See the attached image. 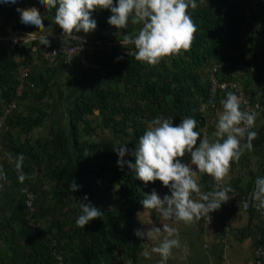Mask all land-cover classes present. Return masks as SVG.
Instances as JSON below:
<instances>
[{"label": "trees", "instance_id": "trees-1", "mask_svg": "<svg viewBox=\"0 0 264 264\" xmlns=\"http://www.w3.org/2000/svg\"><path fill=\"white\" fill-rule=\"evenodd\" d=\"M13 11L14 0H0V23ZM54 11L49 10L52 16ZM189 11L197 28L188 49L148 64L135 58L133 44L120 42L121 73L92 75L88 89H82L65 110L67 126L53 120L46 135L34 131L52 119L54 106L63 101L62 90L53 92L51 85L57 71L71 62H64L61 54L56 63H48L41 50L68 48L77 40L50 45H41L38 39L1 42L0 116L12 102L15 108L0 125V168L8 177L0 186V264H138L142 238L134 229L139 201L145 192L155 188L164 194L167 187L159 180L145 183L136 178L127 164L118 166L117 153H103L95 138L109 130L127 138L125 143L134 150L137 138L160 115L175 116L174 124L195 116L197 130L213 133L220 101L229 89L212 96V76L218 82L241 83L244 99L260 105L264 118V46H255L264 31V0H197ZM92 15L97 27L87 34L81 30V38L92 41V32L119 31L107 22L109 9H95ZM24 70L28 74L21 79ZM263 141L264 133L257 134L252 145ZM19 153L25 157L23 181L15 167ZM124 159L134 162L135 157L130 151ZM182 159L190 161V156ZM73 178L82 188L71 193L68 185ZM203 180L213 188L217 183L209 174ZM255 180L235 186L226 203L246 212L249 220H258V247L264 239V209L251 199L248 209L242 210V198H248ZM84 193L102 214L82 228L75 223L81 211L75 200ZM104 200H112L114 206L101 204ZM238 233L242 237L244 230Z\"/></svg>", "mask_w": 264, "mask_h": 264}, {"label": "clouds", "instance_id": "clouds-1", "mask_svg": "<svg viewBox=\"0 0 264 264\" xmlns=\"http://www.w3.org/2000/svg\"><path fill=\"white\" fill-rule=\"evenodd\" d=\"M35 2L42 9H55L52 20L60 26L65 39L81 41L79 49L86 40V36L82 39L78 35L81 30L87 34L97 27L93 10L109 9L111 15L107 22L117 30L128 29L122 33L123 41L120 42L133 44L135 58L148 64H156L162 57L180 54L182 49H188L197 28L189 11L197 6V0ZM18 3L20 0H16V4ZM17 15L22 27L33 29L27 36L39 39L41 45L51 44V31H48L51 27L44 24L37 10L18 9ZM122 58L116 57L118 60ZM220 104L222 108L217 110L215 130L211 137L197 130L198 121L195 116H185L179 123L174 124L175 116L160 115L154 117L150 126L137 138L134 150H130L125 142L113 143V150L118 155V166L127 164L135 170L136 178L145 183L159 180L162 186L168 188V192L162 196L155 188L145 192L139 201L143 211L138 210L137 216L147 212L151 217L154 212L159 214L160 223L141 222L151 224V227L134 229L136 236L157 242L152 245L151 251L145 249L143 252L146 257H150L152 253L159 254L157 264H167L173 249L181 244L178 228L173 226L174 223H190L201 218L210 222L212 213L231 198L229 193L233 191L232 186L221 184V181L229 173L231 163L239 160L246 149L253 147L252 140L257 136L255 128L258 112L243 110L240 107L241 98L235 91H228ZM130 151L135 157L134 162L124 159L125 154ZM185 156H190V161L182 159ZM24 158L23 153L14 157L20 181L26 178L22 167ZM203 174H209L217 181L212 191L201 190L198 177ZM7 178L4 169L0 168V186ZM68 187L73 193L82 188V185L73 178ZM250 196L256 201L255 206L258 209H264V175L256 178ZM75 201L81 210L75 220L78 226L84 228L92 218L101 216V208L92 204L88 193Z\"/></svg>", "mask_w": 264, "mask_h": 264}, {"label": "crops", "instance_id": "crops-1", "mask_svg": "<svg viewBox=\"0 0 264 264\" xmlns=\"http://www.w3.org/2000/svg\"><path fill=\"white\" fill-rule=\"evenodd\" d=\"M20 2L23 4L25 11L37 10L43 18L44 24L51 27L48 29V31H51L49 36L51 42L67 40L62 35V29L52 20L53 16L47 9L40 8L35 0H20ZM18 4L14 0L13 16L4 18L6 21L13 20ZM4 19L1 21H5ZM6 21L2 22V24L0 23V35L9 36L0 38V54L4 47L1 42L18 40L26 43L33 40L31 36H27L33 29L24 28L21 24H18L16 29L12 30L8 27V22ZM127 31L128 29H121L116 34L92 32L90 35L92 41L86 38L94 44L92 63L95 66L84 69L78 63L72 61L57 71L51 88L53 92L60 88L64 98L60 104L54 106L53 114L57 111L60 116L63 108L64 110L70 108L79 92L82 89H88L92 75L103 74L105 71L121 73V59L118 60L116 57L121 56L118 45L120 40L123 41L122 33ZM257 114L255 130L259 135L264 133V118L262 114ZM53 117L52 120H60V117L55 119ZM207 136L211 137L212 133L207 134ZM203 175L198 177V182H201V190L212 191L213 183L208 182L207 186L203 180ZM262 175H264V141L253 144L250 150L246 149L242 153L239 160L233 161L229 173L223 178L221 184H230L233 189L237 185L242 187L246 184H253L254 180ZM250 193L248 194L249 200H251ZM160 194L162 196V193ZM196 198L199 197L196 196ZM232 206L226 202L223 203L220 209L212 213L210 222L206 218H201L199 221L190 223H174L173 226L178 228L181 244L173 249L167 264H244L250 260L253 250L256 248L255 226L258 220H249L246 212L236 209L234 204ZM138 210L143 211V206L140 205L135 213L137 228L151 227V224L143 223H160L159 214L153 212L150 217L145 212L140 213L138 217ZM242 229L244 230V235L239 237L238 231ZM155 243L157 242L147 240L146 237L142 238V251L138 257V264H157L159 254L152 253L150 257L143 255L144 250L148 249L151 251V247Z\"/></svg>", "mask_w": 264, "mask_h": 264}, {"label": "built area", "instance_id": "built-area-1", "mask_svg": "<svg viewBox=\"0 0 264 264\" xmlns=\"http://www.w3.org/2000/svg\"><path fill=\"white\" fill-rule=\"evenodd\" d=\"M223 12L225 10H222ZM83 39V38H82ZM63 40L62 42H64ZM81 41L77 40L76 44H73L69 46L68 48H62V47H54L51 49L47 48H42L41 50V55L43 56V59L48 62V63H56L58 60V57L63 54L64 55V62L69 63L71 61H76L79 63L83 68H91L94 66V64L91 62L92 61V56H93V49H94V44L89 41V40H84L83 41V47L79 49V43ZM79 49V50H78ZM214 69L211 71V76L214 73ZM28 72L27 70H24L21 73L20 78H25L27 76ZM211 89H210V94L214 96L217 92V90H226L229 89V91H235L241 98V105L243 106V110L245 111H254V112H261V107L258 104L251 105L249 104L243 97L241 93V89L238 84L232 83V82H218L214 77H211ZM21 89V88H20ZM15 108V103L9 104L5 109L3 114L0 116V125L4 121V119L10 114V112ZM205 108L204 106L202 109ZM165 192H168V188L165 190ZM164 192V193H165ZM29 201H28V206H30V201H31V195H28ZM228 202V201H227ZM249 207V198H242V210L246 211ZM264 257V239L261 243L260 246L256 247L253 250L252 256L250 260H248L244 264H262V259ZM241 264V263H238Z\"/></svg>", "mask_w": 264, "mask_h": 264}, {"label": "rangeland", "instance_id": "rangeland-1", "mask_svg": "<svg viewBox=\"0 0 264 264\" xmlns=\"http://www.w3.org/2000/svg\"><path fill=\"white\" fill-rule=\"evenodd\" d=\"M20 9V10H23L25 11L24 9V6L23 4L20 2L15 10V16L13 18V20L11 21H6L8 22V27L12 30L16 29V27L18 26V24H20V19H19V16L17 15V10ZM3 21V23L5 22ZM13 43H15V41H12ZM256 48L257 49H260L264 46V31H261L258 35V40L255 44ZM4 48V47H3ZM241 84V83H240ZM238 83V85H240ZM241 87V86H240ZM67 109V108H66ZM64 108L61 110V115L59 116V113H57V111L55 112L54 114V119L55 118H59L60 117V124L65 128L67 126V116L64 114ZM259 114H262V112H258ZM53 120L51 119H48L44 122V125L42 128L40 129H36L34 131V135H37V134H42V135H46L48 134V131H49V128H50V124ZM109 131V130H108ZM107 130L103 131L101 136L99 137H96L95 138V141L98 142V144L100 145L103 153H109V152H115L113 150V143L116 142V141H120V142H125V141H128L127 138H122L121 136H115L114 133L112 132H108ZM101 204L103 205H106L107 207L110 206H114L113 204V201L110 200H104L103 202L101 201ZM120 264H126L125 262H120Z\"/></svg>", "mask_w": 264, "mask_h": 264}]
</instances>
